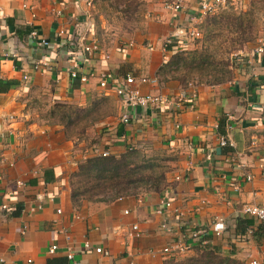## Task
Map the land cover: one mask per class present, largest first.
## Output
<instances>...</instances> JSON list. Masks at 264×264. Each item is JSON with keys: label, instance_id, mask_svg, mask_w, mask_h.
<instances>
[{"label": "crops", "instance_id": "1", "mask_svg": "<svg viewBox=\"0 0 264 264\" xmlns=\"http://www.w3.org/2000/svg\"><path fill=\"white\" fill-rule=\"evenodd\" d=\"M165 1L140 0L136 26L125 32L119 8V23L110 8L112 0H0V80L11 83L0 91V202L13 209L0 212V264H63L62 230L71 234L76 249L75 260L64 264H163L160 250L194 228L208 229L210 247L221 254L264 264V220L243 211L246 204L264 203V53L238 61L230 81L197 83L195 109L127 107L115 91L133 75L146 93L178 99L188 92L191 82L184 86L167 71L168 60L182 47L165 51L164 43L190 28L201 0H184L181 11L166 9ZM30 29L53 48L38 47ZM75 38L77 46L68 47ZM92 41L100 51L80 60L81 45ZM69 50L76 51L72 61ZM37 61L45 64L35 69ZM73 62L85 72L107 73L108 87H101L98 77L72 78ZM142 77L158 82L142 83ZM99 99L112 101V111L75 139H66L41 115L57 102L87 108ZM126 113L129 122L122 120ZM129 145L147 153L163 149L174 157L168 174L172 207L157 211L163 198L158 192L76 205L70 176L79 164L103 151L119 156ZM217 218L226 223L221 235L212 232ZM134 224L143 232L138 238L130 234ZM86 240L110 255L83 250ZM54 243L59 248L50 253Z\"/></svg>", "mask_w": 264, "mask_h": 264}, {"label": "rangeland", "instance_id": "2", "mask_svg": "<svg viewBox=\"0 0 264 264\" xmlns=\"http://www.w3.org/2000/svg\"><path fill=\"white\" fill-rule=\"evenodd\" d=\"M131 1L136 5L140 0H112V3H109L111 10L114 9L112 10L114 17H118V23L121 22L120 14H117L115 9L119 8V11L122 13L125 32L127 28L132 27L133 24L135 25L134 22L137 20L134 14L135 7L131 6L129 9L127 7V4ZM102 5L105 6L106 4L101 2V6ZM226 12H232L243 16L245 28L248 30L245 37H242V33L236 26H233L225 19L223 21L221 20L216 25H209V31L206 27V21L210 15L207 16L200 24L203 29L200 36L201 38L188 39L187 49L183 50L185 52H183L182 56L186 57L187 63L179 61V63L169 64L172 57L168 60L167 71L172 77L177 78L180 82L181 79H185L189 82H195V84L205 83L207 78L212 80L215 75H223L226 71H230V73H227H233L235 77V64L249 55L258 53L257 49L264 46V0H235L219 10L217 15L221 16ZM127 21L130 23H127ZM124 28L121 29L120 33L124 32ZM132 29L130 31H132ZM101 31L102 33L100 35L105 37L107 30L103 29ZM200 54L208 55L210 63L199 68L195 66V55L199 57ZM173 55L174 54H172V56ZM227 73L225 74L228 76ZM98 101L99 102L95 103L94 106L87 107V112L81 113L78 112L76 108L78 107L77 105L68 104L67 106H59L60 104L55 103L50 109L47 107L44 108V110L42 109L41 115L48 120L50 126L58 127L57 131L63 132L66 139H75L77 137H82V135L94 125L96 122H94V120L100 119L112 111V101L104 99H99ZM92 122L94 123L92 124ZM129 151L132 152L130 158L132 165L155 164V167L152 169H144L145 172L165 173L166 179L168 180V174L173 167L174 157L167 151L163 149H155L149 153L145 152L143 149H133ZM139 184L140 182H135V185ZM144 187L145 186L141 183L138 189H143ZM191 254H193V251L181 254L178 258H183Z\"/></svg>", "mask_w": 264, "mask_h": 264}, {"label": "built area", "instance_id": "3", "mask_svg": "<svg viewBox=\"0 0 264 264\" xmlns=\"http://www.w3.org/2000/svg\"><path fill=\"white\" fill-rule=\"evenodd\" d=\"M228 0H201L197 13H193L191 15V26L187 31L180 30L179 32L175 33L174 36L168 38L164 43V50H168V45L174 41V38H178L180 41L179 45L183 47V45L187 44L188 39L190 38H199L201 36V30H200V24L205 20V18L211 14L217 13L222 8L226 7L229 3ZM165 8L172 11H181L184 9V0H166ZM61 35H64V32L60 33ZM30 37L32 38L33 42L38 46L42 48H53V43L44 37H41L39 34V31L37 29H33L30 33ZM82 41V40H81ZM80 39L78 40L79 45ZM70 45L74 44L77 46V43H73L72 41L67 42ZM100 45L97 41H92L89 44H82L80 50H78V58L82 61H87V57L89 55H92L98 51H100ZM182 49V48H181ZM76 51H70L68 52V56H71L68 58L69 61H72V57H74V53ZM257 52L262 54L264 53V46H261L257 49ZM76 58V59H78ZM45 63L42 61H37L34 65L35 69H40ZM69 73L72 78H78L81 82H87L90 78L98 77L100 79L99 83L101 87L107 88L109 85V75L107 73H97L95 71H87L81 70V67L74 65L71 66L69 69ZM24 78L26 80L29 79V75H25ZM137 78L133 75H127V77L124 79V81L115 87L116 93L123 99L126 106L131 107H149L151 105H159V104H165L170 107H172L173 110L179 111L180 109H184L185 107L188 109H195L198 104L199 100V92L197 89V84L195 82H191L189 84L188 92L182 93V95L178 99H174L173 97L166 96L164 94L158 93H146L141 91L140 88L136 86ZM140 81L142 83H150V82H158V78H148V77H142L140 78ZM122 120L124 122H129L130 115L128 113L123 115ZM228 144L227 138L225 135H222L220 137V145L225 146ZM134 147L133 145L128 146V150H132ZM102 155L106 156L109 155V151H103L101 153ZM181 176H176V180H180ZM251 179L252 176H249ZM22 184L21 182H19ZM170 188L168 187L165 189V191L161 194L162 200L161 205L158 208L159 213H164L168 209L172 207V201L171 197L169 196ZM41 207V206H39ZM10 210H13L8 203L6 202H0V212H8ZM243 211L245 214H247L250 217L264 220V203L263 204H246L243 207ZM58 212H61V209L58 210ZM162 229L167 230L168 225L166 222H163L161 225ZM226 229V223L224 219L217 218L213 221L212 224V232L216 235H221V233ZM64 232L66 239H67V245H66V254L69 261L75 260L76 255V249L72 242V236L71 234L65 230H62ZM207 233L208 229L206 228H199V229H192L187 237L185 235H181L177 238H175L171 243L163 247L160 252L165 257H173L176 255L185 254L189 251H192L194 247L196 246H202L207 247L209 246V240L207 239ZM131 236L134 238H138L143 235V232L140 230V227L138 224H134L132 226L131 230ZM195 240L197 245L195 246ZM59 248L58 244L54 243L50 246L49 251L50 253H54ZM83 250L85 251H95L98 254H102L105 256L110 255V251L108 249H105L101 246H94L90 240H86L83 243ZM29 263H32L33 261L31 259L28 260ZM16 264V263H14ZM252 264H259L257 261H253Z\"/></svg>", "mask_w": 264, "mask_h": 264}, {"label": "trees", "instance_id": "4", "mask_svg": "<svg viewBox=\"0 0 264 264\" xmlns=\"http://www.w3.org/2000/svg\"><path fill=\"white\" fill-rule=\"evenodd\" d=\"M131 6L135 7L136 10L139 3L134 5V2L131 1L127 4L128 9L131 8ZM224 19L233 26H236V28H238L242 33V37H245L248 30L245 28L243 16L232 12L223 13L221 16H218L217 13L211 14L206 21L207 29L209 28V25H216ZM200 30L201 32L203 30L201 25ZM208 30L210 31V29ZM31 31L32 29H30V32ZM71 41L76 43L77 39L75 38ZM179 43L180 41L178 39H174V41L168 45V49H171L173 45H179ZM67 46L70 47L71 45ZM186 49L187 44L183 45L181 49L182 51H176L169 64L179 63V61L187 63L186 57L182 56L183 52H185L183 50ZM208 63H210L208 55L206 56L200 54L199 57L195 55V66L200 68ZM227 72L230 73V71H226L225 73ZM225 73L223 75H215L212 80L207 78L206 82H201H205L207 84H220L234 78L233 73H227L228 76ZM181 82L184 86H187L189 83V81L185 79H181ZM10 84V81L0 80V91L8 90ZM57 103L60 104L59 106L68 105V103L65 102ZM76 108L80 113L85 111L87 112V108ZM97 120H99V118L94 120V122ZM94 122H92V124ZM133 149L139 150L141 148L136 147ZM131 156L132 152L128 150L126 153L119 156L112 155L110 153L106 156L99 154L89 157L85 161L81 162L78 169L72 172L70 176L73 202L76 205H79L84 199L89 201H111L124 196H139L140 194L148 192H158L162 194L165 189L169 187V182L166 179L165 173H146L144 169H152L155 167V164L132 165L130 160ZM135 182H140V184L142 183L145 187L143 189H138L140 184L135 185ZM21 210L22 208L18 207L14 212L15 216L20 214ZM192 251L193 254L183 258H178V255L165 257L163 264H245L237 258L221 254L217 249L210 247V245L207 247L196 246ZM62 261L64 264L68 260L65 258L62 259Z\"/></svg>", "mask_w": 264, "mask_h": 264}]
</instances>
